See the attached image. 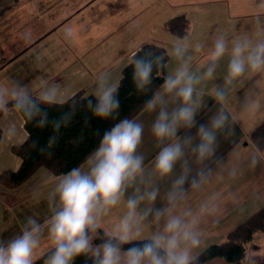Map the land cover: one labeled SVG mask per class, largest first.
Here are the masks:
<instances>
[{
  "label": "clouds",
  "instance_id": "9594fccd",
  "mask_svg": "<svg viewBox=\"0 0 264 264\" xmlns=\"http://www.w3.org/2000/svg\"><path fill=\"white\" fill-rule=\"evenodd\" d=\"M255 8L260 24L264 0H257ZM77 35L76 28L67 26L61 38L72 44ZM19 38L28 45L35 42L31 28ZM203 49L199 37L188 33L171 42L170 53L152 45L140 46L131 56V95L140 101V113L154 114L150 134L158 151L150 166L141 152L145 123L141 117L122 115L121 84L111 69L97 74L95 90L86 97H68L59 83L47 78L35 85L17 80L0 84V114L8 118L14 113L35 128L50 129L43 144L38 139L31 143L48 158L81 113L84 128L92 127L93 118L111 122L93 129L97 143L82 165L41 176L30 200L44 203L46 211L42 217L26 216L18 234L0 239V264H201L205 233L200 224L218 215L221 197L214 193L195 209L188 200L212 182L215 168L224 163L220 135H233L239 121L253 125L264 120V99L255 91H264V30L231 39L227 30L218 32L203 71L194 72L188 53ZM169 55L177 61L170 72ZM225 58L223 83L206 92ZM43 59L40 52L34 54L38 66ZM251 77H259L254 91L241 100L238 112L232 111L233 90ZM52 107L64 110L53 116ZM18 131L9 122L0 142L14 140ZM84 139L82 131L78 142ZM250 143L247 166L255 170L264 162V135L251 136ZM238 171L232 166L229 177L235 179ZM117 209L122 211L115 216Z\"/></svg>",
  "mask_w": 264,
  "mask_h": 264
},
{
  "label": "crops",
  "instance_id": "0c3cea01",
  "mask_svg": "<svg viewBox=\"0 0 264 264\" xmlns=\"http://www.w3.org/2000/svg\"><path fill=\"white\" fill-rule=\"evenodd\" d=\"M61 1L62 0H0V55L4 54L1 50V43L5 41L10 27L13 25H27L24 24L25 21L29 22L30 20L28 21V19L30 16H35L36 12H39L42 7L49 6L50 4L59 5ZM256 3L257 0H173L172 5L174 8H177V11L172 10V15L173 13L177 14V16L185 15L189 24L187 34L191 33L194 37L198 36L204 43V49L201 52L197 53L190 50L188 53L192 56L191 63L194 72L203 71V67H198L197 64H200L199 66H204L207 51L211 47L212 40L216 35L214 34V26L221 25L223 28H229L227 31H231V26L235 27V35H233V37L246 34L245 29L250 26L254 20L256 21L255 16L257 13L252 14V11L256 10V8H254ZM25 11H28V13L26 14ZM259 15L262 22L260 24H257L256 22L255 24L259 28H257L258 31L264 30V11H261ZM167 22L168 20L164 23L166 24ZM229 39H231V37ZM138 48L132 50L128 55V61L125 63V66L129 63L132 53ZM21 53L14 55L11 59L2 64L0 69L14 61ZM176 65L177 61L169 56L168 71L170 72L173 70ZM123 68L119 66L116 71H113V77L118 82L121 79ZM223 71L224 68L221 69L220 77H217L216 75L213 81L207 82L205 89L206 92L215 84L223 83V77L225 75ZM92 74L93 72L85 66L81 68L76 66L75 69L68 71L65 74V80L70 79L75 83L72 84L70 88L61 85L65 90L66 96L70 97L78 92H82L84 96L92 95L95 90V84H92L93 80L96 79L95 77H92ZM256 79H259V77L246 79L233 90L235 93L232 92L229 102V107L232 111H239L241 100L254 91L253 81ZM54 80L58 82L59 79L58 77H55ZM59 83H62V80H60ZM90 85L93 87L92 89L90 88ZM255 91L259 92L261 98L264 99V91H261L260 89H256ZM205 100L214 103L208 95L205 96ZM13 115L16 114L13 113ZM136 117H141L145 123V136L141 152L146 157V165L150 166L153 156L156 151H158L154 138L150 134V125L154 118V114L149 115L139 113ZM262 121H260V123ZM259 124L245 125L243 121H239L235 125V132L233 135H220V148L224 154L223 165L215 168L212 182L203 191L190 194L188 206L193 209H195L202 200L207 199L214 193H219L221 197L219 201L220 211L218 215L215 218L209 217L200 224V228L205 233L204 245L200 250V253L210 245L223 243L227 233L240 223L244 222L256 211L264 210V162H262L255 170L249 169L247 166L248 156L251 151L249 135ZM21 127L20 133L16 136V142L12 145H18L19 140L23 143L27 137L22 117ZM0 130L2 137L4 130L1 127ZM20 163L21 160L17 157L15 165H12V168L9 170L16 171L19 168ZM232 166L238 167L239 170L235 179L230 178L228 175V169ZM3 167L4 166H0V171L8 170V168ZM42 175L52 174L47 170L42 171V169H39L31 178L15 189L9 190L0 186L1 195L8 196L9 194L11 196L14 193V196H22L23 199L17 204L18 207L23 208L24 203H29L30 205L33 204L32 211L27 212L28 215L38 214L41 216L39 212L41 203L35 204L32 202L30 200V192L31 189L39 183ZM232 193L236 194L235 199L230 198V194ZM12 211L14 212V208H12ZM121 211V209L114 210V215L118 216ZM7 217V215L2 216L1 214L0 222L4 226L6 225L5 221ZM107 226L108 225L106 224V227ZM18 232L19 228L18 230L16 229V232L14 233L18 234ZM12 235L13 233L10 234L7 228L4 230L0 226V239H7ZM247 253L251 264L260 263L259 256L264 253V233H257L254 235L252 241L247 244ZM202 264L228 263L222 258H214Z\"/></svg>",
  "mask_w": 264,
  "mask_h": 264
},
{
  "label": "rangeland",
  "instance_id": "374dc122",
  "mask_svg": "<svg viewBox=\"0 0 264 264\" xmlns=\"http://www.w3.org/2000/svg\"><path fill=\"white\" fill-rule=\"evenodd\" d=\"M172 2L173 0H62L59 5L42 7L35 16H30L29 22L25 21L24 24L27 25L10 27L5 41L1 43L4 54L0 55V66L14 55L22 53L0 69V84L17 80L35 85L42 78L54 80L58 77L57 83L62 80L59 84L70 88L75 82L65 80V74L76 66L87 67L93 72L92 77L96 78L103 70L111 69L113 72L119 66L123 68L128 61V55L142 44L159 43L170 53L171 42L176 36L167 31L164 22L177 16L174 13L172 15V10L177 11ZM253 13H257L256 10L252 11ZM255 24L254 20L245 29V33L252 35L257 32L259 28ZM67 26H72L78 31L77 39L72 44H66L61 38ZM25 28H31L34 32L35 42L32 45L25 44L19 38ZM227 29L229 28H223L221 25L214 26V34ZM230 29L228 35L232 38L235 35V27L231 26ZM36 52H40L44 58L40 66L34 62ZM172 59L175 60L174 57ZM199 65L197 64L198 67H203ZM223 68L225 73V60L221 61L217 69V77L221 76ZM94 84L95 80L92 85ZM90 88L93 87L90 85ZM215 110L214 108L213 111ZM9 122H15L20 133L21 117L17 114H11L8 118L0 116V127L4 131ZM15 142L16 138L0 144V166L8 170L17 160V156L11 152V146ZM18 142L21 144L20 140ZM42 171L46 170L42 168ZM1 194L0 192V217L1 214L8 217L6 225L0 222V226L4 230L7 228L10 234H15L16 229L18 230L24 218L28 216L27 212L32 211L33 204L24 203V207L20 208L17 204L23 199L22 196H14V193L11 196ZM45 211L46 206L41 203V216ZM44 251H47V245L42 249V252Z\"/></svg>",
  "mask_w": 264,
  "mask_h": 264
},
{
  "label": "trees",
  "instance_id": "16d2710c",
  "mask_svg": "<svg viewBox=\"0 0 264 264\" xmlns=\"http://www.w3.org/2000/svg\"><path fill=\"white\" fill-rule=\"evenodd\" d=\"M165 27L172 35L183 37L187 34L189 24L185 15H178L169 20L165 24ZM152 45L168 52L167 49L159 43H146L141 46L149 47ZM130 61L121 72V79L119 81L121 84L120 98L123 108L122 115L136 117L140 113L138 108L140 101L136 96L131 95L132 84L131 69L129 67ZM164 75H166V72L162 73V76ZM161 82L162 80H157L158 84ZM74 95L86 97L82 92H78ZM63 110L64 109L59 107H52L49 109L53 116L58 115ZM1 115L2 114H0V116ZM23 122L24 130L27 134L26 139L21 144L11 146V152L21 160L20 166L16 171H0V186L9 190L19 187L31 178L39 169L43 168L52 175H58L68 171L72 167L82 165L85 162L88 153L97 143V138L93 135V129L96 127L103 129L109 127L111 123L110 121H99L93 118L92 127L84 128L83 113H81L77 116L73 125L63 131L59 143L52 150L54 153L53 156L48 158L33 149L31 143L33 140L38 139L40 144H43L50 134V129H38L31 123H26L24 120ZM82 131L85 139L83 142H78V137ZM262 135H264V120L250 132L249 137ZM257 233H264V210L256 211L244 222L240 223L227 233L223 243L213 244L204 249L200 253L201 264L214 258H222L228 264H243L247 254V244L252 241L254 235ZM77 264H82V262L77 261Z\"/></svg>",
  "mask_w": 264,
  "mask_h": 264
},
{
  "label": "built area",
  "instance_id": "2783aa9c",
  "mask_svg": "<svg viewBox=\"0 0 264 264\" xmlns=\"http://www.w3.org/2000/svg\"><path fill=\"white\" fill-rule=\"evenodd\" d=\"M246 255H247V257H245L243 264H251L250 260L248 259V253ZM259 257H260V263L259 264H264V253L262 255H260Z\"/></svg>",
  "mask_w": 264,
  "mask_h": 264
}]
</instances>
